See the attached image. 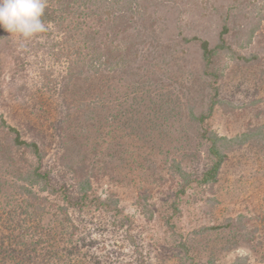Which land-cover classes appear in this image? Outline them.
<instances>
[{
    "label": "trees",
    "instance_id": "obj_1",
    "mask_svg": "<svg viewBox=\"0 0 264 264\" xmlns=\"http://www.w3.org/2000/svg\"><path fill=\"white\" fill-rule=\"evenodd\" d=\"M156 1L46 0L42 17L48 28L46 32L31 40H20L0 29V100L5 71L4 51H9L13 65L21 73L28 71L32 56L41 55L56 62V66H59V61L67 65L62 84L56 80L58 72L54 71L55 67L48 74L45 71L48 96L58 94L65 103L63 107L66 113L71 109L80 113L78 129L72 128L69 123L76 122V117L69 121L71 117L66 115L52 133V139H56L55 147L60 153V166L68 173L62 183H56L45 166L46 140L38 130L33 133L32 128H28L30 134H23L9 125L0 112V165L5 164L6 170L4 174L0 172V264H82L80 248L74 235L78 226L71 219L70 211L81 213L90 208L101 210L114 217L118 229L130 225L116 195H101L95 190L94 183L98 181L99 174L86 163L83 165L85 156L77 162L74 160L75 154L79 155L82 151L77 142L79 138H88V129L90 138H95L97 144L110 142L108 139L113 132L123 135L129 130L139 137L147 136L157 147L169 144L171 149L182 153V160L176 156L170 158L169 177L175 189L164 224L171 234L178 237L175 248L183 253L180 264H197L188 255L189 248L177 233L172 220L180 214L178 205L181 198L196 187L205 189L218 182L220 171L230 155L253 142H264L260 127H248L226 136L218 134L208 124L217 107H234L231 101L220 95L223 72L219 68L218 57L229 55L232 60H241L242 66L261 64L263 60V56L258 53L242 56L233 45H241V42L251 44L255 34L263 27L264 4L255 5L249 25L238 27V31L245 33L246 40L238 39L237 44L228 39L233 24L228 12L222 16L215 45L211 46L207 40L199 37L181 38L185 46L197 44L200 64L199 71L192 73L193 81L189 87L187 83H177L178 79L174 82L182 93L186 92L184 96L187 98L179 104L175 101L169 113H173L172 118L183 120L175 128L180 131L177 133L185 143L187 135L195 142V146L188 148V142L184 148L177 147L173 139L165 142V137L171 136L174 131H165L163 126L158 129L159 122H151L152 125L147 129L149 121L142 114L144 110L148 111L146 107L150 102H157L156 97L152 101L154 95L151 89L155 85L152 73L156 71V61L164 57V53L159 51L161 40L158 39L153 45L157 36L152 34L155 27L150 25L156 19L146 18L147 8L155 6ZM172 2L166 0L165 4ZM244 12L247 14L246 9ZM146 20L151 23L147 25ZM174 86L167 80V88ZM196 91L201 95L199 98L206 101L204 106L201 105L202 108L191 98ZM248 105L250 102L244 106ZM177 106L182 107L180 113ZM101 111L105 115L100 114ZM148 130L149 133L146 132ZM90 152L92 157L96 155L95 150ZM186 160L195 161L193 169L188 171L183 166ZM50 197L62 203L57 211L61 218L58 227H48L41 221ZM137 204L143 214H151L147 195L140 194ZM19 213L26 219L19 220L16 215ZM213 228L240 232L245 242H253V234L257 230H247L242 215L228 218L222 225ZM236 243H228L226 250L235 247ZM207 264L227 263L217 262L212 255ZM230 264H248V260L238 257Z\"/></svg>",
    "mask_w": 264,
    "mask_h": 264
},
{
    "label": "rangeland",
    "instance_id": "obj_2",
    "mask_svg": "<svg viewBox=\"0 0 264 264\" xmlns=\"http://www.w3.org/2000/svg\"><path fill=\"white\" fill-rule=\"evenodd\" d=\"M156 2V5L153 4L155 6L147 8L146 18L156 19L150 25L155 27L152 34L157 36L153 45H156L158 39L161 40L159 51L164 53V57L156 61V71L152 73L155 80L151 89L154 95L152 101L156 97L157 102H150L146 107L148 111L144 110L142 114L149 121L147 129L152 123L159 122L158 129L163 126L165 131H174L171 136L165 137V142L173 139L177 147L184 148L189 142V148L195 146L192 137L187 135L185 143L177 133L180 131L175 128L183 120L179 117L172 118L173 113H169V109L174 108L175 101L179 104L187 98L184 96L186 92L182 93L174 83L175 80L178 79L177 83L182 82L183 85L187 83L186 86L189 87L193 81L192 73L198 72L200 68L197 44L185 46L181 38L199 37L207 40L211 46L215 45L222 16L228 12L233 23L229 41L236 44L238 39L244 41L245 33L238 31V27L249 25L255 5L264 4V0H173L168 4H165L166 0ZM146 22L147 25L151 23L150 20ZM262 26L251 44L241 42V45H233L242 56L252 53L263 56L261 64L242 66L241 60H232L229 55L222 54L218 57V65L223 72L220 95L234 106L217 107L208 121L211 129L220 135L231 136L248 127H260L264 133V22ZM3 56L5 71L1 84L0 112L9 125L23 134L31 133L28 128H32L33 133L38 130L46 140L45 166L50 170L53 181L62 183L68 173L60 166V153L55 147L56 139H52V133L66 115H70L69 121L76 117V122L69 123L72 128L78 129L80 113L75 109L66 113L63 107L65 103L58 94L48 96L45 71L48 74L55 67L54 71L58 72L56 80L62 84L67 65L59 61V66H56V62L47 57L32 56L28 71L21 73L13 65L9 51H4ZM186 78L189 80L186 81ZM167 80L176 87L167 88ZM200 96L196 91L190 97L202 108L206 101L201 100ZM248 102L250 105L245 107ZM176 109L179 113L182 111L181 106ZM100 114L105 115L103 112ZM139 115L141 117L140 112ZM133 133L129 130L123 135L113 132L108 139L110 142L97 144L95 138H90L88 129V138H79L77 142L82 151L79 155L75 154L74 160L77 162L85 156L83 165L86 163L99 174L98 181L94 183L95 190L101 195H116L123 215L130 221V225L126 224L125 228L118 229L114 217L101 210L90 208L81 213L70 211L71 219L78 226L74 235L80 248L82 264L181 263L183 253L175 248L178 237L168 231L164 219L170 212L169 204L175 189L169 177L170 158L176 156L182 160V153L171 149L169 144L159 148L147 136L139 137ZM92 149L96 153L93 157L90 152ZM182 164L188 171L196 165L194 160H186ZM4 165H0V172L3 174L6 172ZM140 194L147 195V205L151 211L148 216L140 211L137 204ZM61 206L62 203L58 200L48 198L46 211L41 217L42 223L48 227H58L61 218L57 211ZM178 208L180 214L172 221L189 248L188 255L197 264H207L212 255L219 263L230 264L238 257H246L248 264H264V142H253L230 155L220 171L218 182L205 189L196 187L181 198ZM16 215L19 220L26 219L20 213ZM239 215L245 217L247 230L257 229L253 234V242H245L240 232L228 228H213L222 225L226 219ZM234 241H237L236 246L226 250L227 244Z\"/></svg>",
    "mask_w": 264,
    "mask_h": 264
},
{
    "label": "clouds",
    "instance_id": "obj_3",
    "mask_svg": "<svg viewBox=\"0 0 264 264\" xmlns=\"http://www.w3.org/2000/svg\"><path fill=\"white\" fill-rule=\"evenodd\" d=\"M46 0H0V29L20 40H31L46 32L42 19Z\"/></svg>",
    "mask_w": 264,
    "mask_h": 264
}]
</instances>
